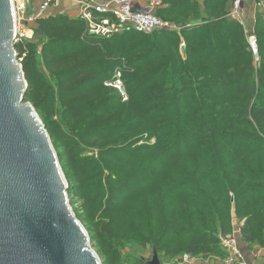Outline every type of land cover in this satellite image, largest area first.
<instances>
[{
  "label": "trees",
  "instance_id": "16d2710c",
  "mask_svg": "<svg viewBox=\"0 0 264 264\" xmlns=\"http://www.w3.org/2000/svg\"><path fill=\"white\" fill-rule=\"evenodd\" d=\"M162 2L157 15L179 31L100 38L79 17L36 19L34 37L14 43L25 99L59 103L53 146L96 246L226 255L218 234L237 218L239 242L264 249V13L256 60L233 0ZM117 68L127 101L104 85Z\"/></svg>",
  "mask_w": 264,
  "mask_h": 264
},
{
  "label": "water",
  "instance_id": "95a60500",
  "mask_svg": "<svg viewBox=\"0 0 264 264\" xmlns=\"http://www.w3.org/2000/svg\"><path fill=\"white\" fill-rule=\"evenodd\" d=\"M12 0H0V264H102L69 204L50 135L27 101ZM183 57L186 50L182 44ZM146 264H161L158 252Z\"/></svg>",
  "mask_w": 264,
  "mask_h": 264
},
{
  "label": "built area",
  "instance_id": "2783aa9c",
  "mask_svg": "<svg viewBox=\"0 0 264 264\" xmlns=\"http://www.w3.org/2000/svg\"><path fill=\"white\" fill-rule=\"evenodd\" d=\"M15 15V35L14 43L26 38L22 29L28 23H33L43 15V12L58 0H44L37 11L27 12L25 1L12 0ZM78 3L77 17L85 21L87 33L100 38H110L123 33H152L158 30L179 31L180 27L173 21L166 20L157 15V9L165 6L162 0H106L104 2H94L92 0H76ZM143 1L145 6L140 3ZM246 0H233L231 15L239 20L246 31L247 21L242 16L243 4ZM143 4V5H144ZM256 4L264 7V0H256ZM247 33V31H246ZM248 42L253 53L257 56L256 37L253 33L247 34ZM24 55V54H23ZM23 55L19 56V61ZM106 86H111L125 96V90L121 78V71L117 69L113 78L105 82ZM227 233L218 234V242L221 249L226 253L225 264H250L244 260L239 247V237L241 235V225ZM202 255L186 253L177 264L191 263L200 260ZM257 256V255H256Z\"/></svg>",
  "mask_w": 264,
  "mask_h": 264
},
{
  "label": "rangeland",
  "instance_id": "374dc122",
  "mask_svg": "<svg viewBox=\"0 0 264 264\" xmlns=\"http://www.w3.org/2000/svg\"><path fill=\"white\" fill-rule=\"evenodd\" d=\"M246 25H247V27H246L247 34H249V33L254 34V25H253L251 30H250V27L248 26L247 23H246ZM27 26L25 25V28ZM179 27H181V26H179ZM151 36L152 35L149 34L148 37H151ZM33 37H34V35H33ZM27 39H29V37ZM120 42H121V40H117L116 42H111L110 44L120 43ZM182 43L185 47L184 42H182ZM117 45H119V44H117ZM40 50H41V47L39 46V48H38L39 54H40ZM180 53H181V51H180ZM19 62H22V60H20ZM117 69H119V68H117ZM113 75H111L112 78H113ZM121 78H122L123 87L125 90V96L126 97L121 95V92L119 90H117V89L116 90L121 95L122 101H127L128 93H127L126 86H125V83H124V80L122 77V73H121ZM107 81H109V80H107ZM105 82H104V85H105ZM107 87L115 90V88H113L111 86H107ZM27 101H29L33 105V103L30 100H27ZM45 106H46V104L43 105V108L41 110H38L35 106H34V108H35L39 118L42 120L46 130L48 131V133L50 135L51 142H53L52 144L55 145L54 139L52 138V130L54 131L56 129L53 125V123H54L53 121H55V120L57 122L59 121V103L56 99H53L52 101H50L48 103V111L46 110ZM46 123L49 125V129H48V127H46ZM50 130H51V133H50ZM154 141H155L154 138L149 140L150 143H154ZM143 143H144V140H139L136 142V146L137 145L139 146ZM53 147H55V146H53ZM97 151L98 150L96 149L94 151V154H97ZM92 153L93 152H88L87 154L90 155ZM83 155H86L85 152H81L80 157H83ZM58 158H59L58 159L59 164L61 166L62 172L64 174V177H65L67 185H68L67 194H68L69 204L71 206V209H72L73 213L75 214V216L77 217V219L82 223L84 228L87 230V232L89 234L91 245H92L93 249L96 251V253L98 254L100 260L102 261V264H146L145 261L150 260L152 257L153 246L151 243H146L145 245H139L135 242H128L125 244L124 247H119V248H116L114 246H107V247L104 246L102 248L99 246H96V243L98 241L96 238H92V235L94 233L92 231V227L89 226L91 222L86 217L84 210H83V207L86 204L85 198L79 194V192L77 190V186H75L74 183L69 178L71 174H67L65 172L64 165L62 162V160L64 161V159H62V156L61 157L58 156ZM93 221H95V219H93ZM241 221L242 220H238L237 218H235L234 222H233L234 223L233 229L240 226ZM242 225H243V223H242ZM242 244L245 245L244 250H246L248 252H251L252 249L250 250V248L257 249V252L258 253L260 252L258 261L256 260L255 262H252V263L249 262V261H251L250 259H252L253 261L256 259L255 257H256V255H258L257 253L255 256L251 254L252 256L244 258V260L247 263L264 264V249L263 248H259L256 245H251V247L248 248L244 242H239L240 247L242 246ZM184 254H186V252H182V253H179L176 255H171V254H168L167 252L162 251V250L160 252L158 251V256H159L161 264H177V262L180 260V257H182ZM225 256L226 255L222 254V252H221V254L216 253V254L202 255V256H200V258H201L200 260L195 261V262H191V263H184V264H225L222 261V260H224Z\"/></svg>",
  "mask_w": 264,
  "mask_h": 264
},
{
  "label": "crops",
  "instance_id": "0c3cea01",
  "mask_svg": "<svg viewBox=\"0 0 264 264\" xmlns=\"http://www.w3.org/2000/svg\"><path fill=\"white\" fill-rule=\"evenodd\" d=\"M21 1H25V3L27 4V12H31V11H37V9L39 8V6L43 3L44 0H21ZM94 2L100 3V2H104L106 0H92ZM200 3L203 0H198ZM145 1H143L142 3H140L142 6H145L144 4ZM144 4V5H143ZM78 3L76 0H58L56 3L50 5L44 12L43 15H54L57 13H64L67 14L69 16L72 17H77L78 15ZM164 7V6H163ZM162 8V7H161ZM264 13V7L259 6L256 4V0H246L243 4V8H242V16L243 18L247 21L248 26L250 27V30L252 29L253 25L255 24V18L257 14H263ZM28 26L22 29L23 32H25V35L27 36V38H32L34 35V28L36 27L35 22L33 23H28ZM245 245L242 244V246L240 247V251L243 255L244 258L246 257H250L252 255H256V253L258 254L255 258V260L253 261L252 259H250L251 261L249 262H255L256 260L258 261L259 258V254L257 252V249L254 248H250L248 245V248H250L251 252H248L246 250H244ZM243 251V252H242ZM252 254V255H251Z\"/></svg>",
  "mask_w": 264,
  "mask_h": 264
}]
</instances>
